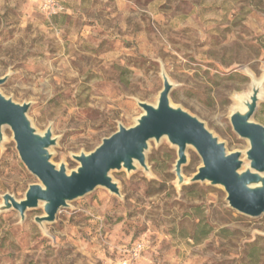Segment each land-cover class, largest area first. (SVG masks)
I'll use <instances>...</instances> for the list:
<instances>
[{
	"label": "rangeland",
	"instance_id": "obj_1",
	"mask_svg": "<svg viewBox=\"0 0 264 264\" xmlns=\"http://www.w3.org/2000/svg\"><path fill=\"white\" fill-rule=\"evenodd\" d=\"M42 0H0V92L19 104L39 133L52 129L51 162L67 173L74 155L131 127L139 101L157 104L172 83L170 103L203 121L229 153L250 161L247 139L231 115L263 78L251 120L264 126V0H61L50 15ZM3 196L25 198L41 183L21 160L13 131L2 128ZM178 186V147L149 141L145 169L110 172L120 193L98 186L40 225L43 203L22 220L0 210V264H264V214L232 208L221 185L190 183L202 165L193 146ZM142 243L139 256L130 249Z\"/></svg>",
	"mask_w": 264,
	"mask_h": 264
},
{
	"label": "water",
	"instance_id": "obj_2",
	"mask_svg": "<svg viewBox=\"0 0 264 264\" xmlns=\"http://www.w3.org/2000/svg\"><path fill=\"white\" fill-rule=\"evenodd\" d=\"M8 76L0 77V84ZM164 86L157 104L139 101L143 113L135 125L119 129L91 152L74 155L80 162L70 174L62 164L59 168L51 162L50 147L56 144L52 129L39 133L27 116L28 103L19 104L0 92V140L2 128L9 126L21 160L28 170L41 183L31 184L25 198L18 200L12 194L3 196L0 210L16 209L22 220L28 209L37 208L43 203L45 214L35 217L40 225L54 222L61 208L70 201L84 197L98 186H104L119 194L118 184L110 172L125 168L136 169L137 163L148 169L146 151L149 141H160L163 137L178 147V159L175 172L178 186L184 183L182 165L187 162V147L193 146L201 157L202 165L189 179L190 183L208 181L212 185H221L227 192L229 205L237 211L258 217L264 214V126L251 118L258 107L262 81H254L252 93L242 103V110L231 115L235 132L249 141L246 151L249 166L241 171L242 152L229 153L225 143L220 141L198 117L181 107L170 103L172 83L163 73Z\"/></svg>",
	"mask_w": 264,
	"mask_h": 264
},
{
	"label": "built area",
	"instance_id": "obj_3",
	"mask_svg": "<svg viewBox=\"0 0 264 264\" xmlns=\"http://www.w3.org/2000/svg\"><path fill=\"white\" fill-rule=\"evenodd\" d=\"M42 6L43 10L50 15L57 14L61 11H63L64 6L61 0H42ZM143 249V244L142 243H136L131 249L130 252L132 254L133 258H136L139 256L140 252ZM123 264H127L126 261H124Z\"/></svg>",
	"mask_w": 264,
	"mask_h": 264
},
{
	"label": "bare ground",
	"instance_id": "obj_4",
	"mask_svg": "<svg viewBox=\"0 0 264 264\" xmlns=\"http://www.w3.org/2000/svg\"><path fill=\"white\" fill-rule=\"evenodd\" d=\"M263 77H264V76H263ZM262 80H263V78H261V79H259V80H257V81L259 82V81H262ZM136 164H137V162H136Z\"/></svg>",
	"mask_w": 264,
	"mask_h": 264
}]
</instances>
